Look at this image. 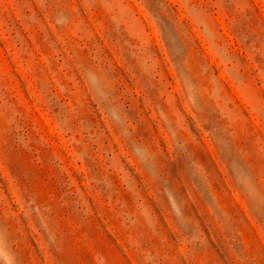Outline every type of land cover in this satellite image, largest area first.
<instances>
[{
	"label": "rangeland",
	"instance_id": "rangeland-1",
	"mask_svg": "<svg viewBox=\"0 0 264 264\" xmlns=\"http://www.w3.org/2000/svg\"><path fill=\"white\" fill-rule=\"evenodd\" d=\"M0 264H264V0H0Z\"/></svg>",
	"mask_w": 264,
	"mask_h": 264
}]
</instances>
